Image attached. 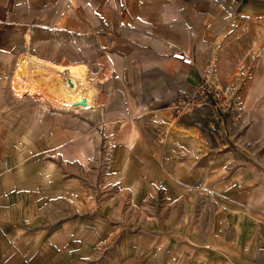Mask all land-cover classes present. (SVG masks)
Here are the masks:
<instances>
[{"label": "rangeland", "instance_id": "1", "mask_svg": "<svg viewBox=\"0 0 264 264\" xmlns=\"http://www.w3.org/2000/svg\"><path fill=\"white\" fill-rule=\"evenodd\" d=\"M26 1L0 21V264H264V0H210L193 74L156 93L114 74L90 0ZM23 52L88 64L92 103L14 93Z\"/></svg>", "mask_w": 264, "mask_h": 264}, {"label": "crops", "instance_id": "2", "mask_svg": "<svg viewBox=\"0 0 264 264\" xmlns=\"http://www.w3.org/2000/svg\"><path fill=\"white\" fill-rule=\"evenodd\" d=\"M13 1L0 0L1 22L13 13L10 9L14 7ZM41 1L47 7L48 2ZM90 3L97 12L106 13L120 32L115 42L124 52L113 58L114 74L119 78L124 76L125 80L132 79L126 87L142 86V93L147 92L146 87L152 83L150 79H154V85L149 87V91L156 93L161 90L164 66L172 68L175 77L185 72L193 74L190 65L169 54L171 50L181 49L194 60L197 48L204 43L203 30L210 27L211 21L206 15L221 12L215 7L218 3L213 5L210 0H90ZM40 5L38 0H28L24 6L28 14H35L45 12L46 8L42 10ZM65 19V16H60V23Z\"/></svg>", "mask_w": 264, "mask_h": 264}, {"label": "bare ground", "instance_id": "3", "mask_svg": "<svg viewBox=\"0 0 264 264\" xmlns=\"http://www.w3.org/2000/svg\"><path fill=\"white\" fill-rule=\"evenodd\" d=\"M30 35L26 34L25 41ZM12 75L17 95L38 93L43 101L63 109L89 106L96 97L94 73L83 62H52L30 52L17 54Z\"/></svg>", "mask_w": 264, "mask_h": 264}, {"label": "built area", "instance_id": "4", "mask_svg": "<svg viewBox=\"0 0 264 264\" xmlns=\"http://www.w3.org/2000/svg\"><path fill=\"white\" fill-rule=\"evenodd\" d=\"M171 57L181 61L183 64H193V58L191 55L181 49H176L173 51L171 53Z\"/></svg>", "mask_w": 264, "mask_h": 264}]
</instances>
